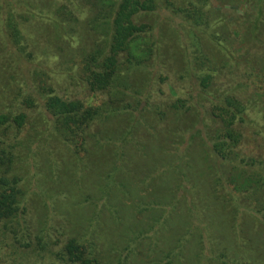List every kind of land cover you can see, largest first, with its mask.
Returning a JSON list of instances; mask_svg holds the SVG:
<instances>
[{
	"label": "trees",
	"instance_id": "16d2710c",
	"mask_svg": "<svg viewBox=\"0 0 264 264\" xmlns=\"http://www.w3.org/2000/svg\"><path fill=\"white\" fill-rule=\"evenodd\" d=\"M180 1L181 6L165 0L163 7L183 15L190 26L184 63L198 92L195 102L203 101L208 106L215 124L212 128L204 124L203 140L206 159H214L215 166L199 170L194 168V157L186 160V154L171 151L168 155L167 146L183 132L177 123L187 111L181 104L185 100L177 98L161 110L151 103V82L137 77L141 72L149 73L161 56L162 35L156 34L151 18L161 8L162 0H0V37L4 41L0 54L8 57H4L7 70L15 67L21 72L4 75L6 81L18 79L34 87L44 77L48 83L42 81L51 84L49 91L42 86L40 93L35 92V87L34 92L40 95L44 111L51 114L50 123L57 138L71 146L75 155L84 147V152L89 153L92 141H101L102 150L108 148L102 162L104 166L108 164L103 178L93 182V192L73 203L85 209L84 214L76 215L75 227H70L67 235L61 217L52 215L39 231L40 237H35L43 244L41 251L52 257V264H134L135 256L144 257L139 264H183L192 241L198 249L196 264H264V140L258 152L249 150L245 154L240 149L244 144L242 127L257 122L251 121L253 116L260 117L259 133L264 136V93L256 85L252 94L260 100L256 103L252 97L243 98L238 87H215L225 68L219 64L227 63L228 56L217 50L214 61L202 52L198 34L210 27L206 12L210 0ZM262 2L249 0L248 6L261 13ZM27 24L50 37L48 44L57 45L60 50H75L74 55L69 54L71 51L64 54L62 64L73 63L78 70L74 73V68H68L57 73L59 78L52 77L47 62H37L33 51L28 50L31 45L23 35L27 34ZM263 27L264 19L249 27L248 34L257 35ZM78 34H84L80 35L83 43L74 47ZM36 43H31L33 49L37 48ZM243 74L251 77L252 71L245 70ZM232 76L229 73L228 80ZM63 77L67 84L82 86L106 100L93 106L56 95L52 86ZM263 83L264 80L260 84ZM24 104L35 106L29 98ZM147 109L152 122L165 126L172 118L176 125L168 128L167 135H155V124L147 122L145 116L141 118ZM113 118L125 120L117 131L106 130L100 140L89 132L93 124L104 125ZM27 123L28 115L24 112H0V234L6 229L8 238L17 229L26 228L32 217L20 176L21 134ZM193 129L201 138L202 130ZM144 130L158 145L149 146L137 138L139 131L143 134ZM128 146L133 157L127 155ZM129 162L142 169L128 166ZM139 171L145 174L137 179L135 173ZM220 211L231 213L215 227ZM245 216L251 217L253 228L261 237L259 249L256 254L252 252L255 256L247 262L241 261L240 250L243 251L242 243L249 244L252 237L247 232L246 240V224H237ZM209 218L213 221L207 222ZM55 221L60 224L58 229L52 225ZM68 222L73 224L71 219ZM215 230L222 234L220 238L212 236ZM7 237L4 241L0 235V260L5 249L16 244L15 240L7 241ZM233 247L236 256L231 259L228 251Z\"/></svg>",
	"mask_w": 264,
	"mask_h": 264
},
{
	"label": "rangeland",
	"instance_id": "374dc122",
	"mask_svg": "<svg viewBox=\"0 0 264 264\" xmlns=\"http://www.w3.org/2000/svg\"><path fill=\"white\" fill-rule=\"evenodd\" d=\"M162 1L163 3L160 4L161 8L151 18L156 34L162 35L159 40L161 56L159 60L153 63V67L149 73L141 72L137 74V77L140 80L147 79L148 82H151L152 87L150 90L153 95L151 103L156 107H160L161 110H166L170 104L175 103L177 98L185 100L181 104L185 105L187 111L177 123L181 124L183 132L175 135L169 146H167L169 150L168 155L171 151V153L174 152L176 155L186 154V160L194 157V168L196 170H199L203 166L214 167L215 160L210 157L206 159L207 153L206 155L204 154L206 146L203 140L205 139L204 133L206 132L204 124L211 126V128L215 124L207 108L208 106H205L203 101H200L199 104L197 101L195 102V98L198 99L196 97L198 92L194 85L191 84L190 73L187 70V65L184 63L185 52H188L186 41L188 43L190 26L184 21L183 15H175L167 11L163 7L165 0ZM172 1L181 6L180 0ZM248 3L249 0H210L206 8L210 27L203 28L204 33L198 34L202 40V52L209 54L214 61L217 50L225 51L228 56L227 63L226 61H222L219 64V66L224 65L225 68L222 69L219 82L215 87H238V91L243 98L245 96L252 97L256 85L260 87V90L264 91V83L260 84L264 80V27L257 35L248 34L249 27H253L257 21H263L264 12L258 13L252 6H248ZM262 3H264V0ZM85 8L89 10V7L86 6ZM84 18V14L80 16L81 24L79 30L81 32L84 30L82 23L85 21ZM235 31H239V34H233ZM25 33H27L23 34L25 42L29 41L31 45V47H28V50L30 52L33 51L37 57V62H47L49 74L52 77L59 78L58 72H66V69L74 68L73 63L62 64V57L68 51H71L69 54H76L75 50H63L62 48L60 50V47H57V45L48 44L50 37L46 34H41L39 29L36 28L35 30L34 26H30V24L26 25ZM80 35L84 34L77 35L73 42L74 47L83 43ZM32 42H38L36 43L37 48L33 49ZM218 42H221V45ZM3 44L4 41L0 37V50L3 49ZM4 57L7 56L0 54V112H14L15 114L24 112L28 115L27 126L21 134L23 150L21 152L20 176L23 181L22 189L25 194L27 193V202L32 209V217L25 225L26 228H22V231L21 229L16 230L15 237L8 238V230L4 229L2 231L0 235L4 241L7 237V241L11 242L15 240L16 244L11 248L7 247L5 249L0 264H52V257L47 255L46 251H41L40 246L43 244H39L38 239H36L40 237L39 231L46 227L45 222L52 215L55 218L61 217L62 226L65 228L67 235L68 229L73 225L75 227L74 221L78 218L76 215H78V212L85 211V209H79V206L73 205V203L84 194L93 192V189H91L93 182L98 183L103 178L102 173L106 170L105 168L108 164L104 166L102 162L105 161L108 148L102 150L101 141L100 143L92 141L89 153L84 152V147L81 148L82 151L79 155H75L74 149L69 145L63 144L64 142L60 141L53 133L50 123L52 116L44 111L42 99L40 95H36L35 93L38 91L40 93L42 86L49 91V85L51 84L48 85V80H45L43 77L47 83L43 82V79L38 80L34 84L36 90L34 92V87L31 84H24L18 79L15 82L6 81L8 78H5L4 75L15 76L19 73L21 74V72L15 67L7 70L4 64V61L7 60ZM41 66L39 64V67ZM76 70L78 69L74 68L73 72L75 73ZM245 70H251L252 76L248 77V75L243 74ZM229 73H232L233 76L228 80ZM61 79L59 83L52 86L56 95L80 101L85 105L93 104V106H97L106 100L104 96L92 94L82 86L67 84L65 77ZM262 90L261 92L264 93ZM28 98L33 101L34 107L24 104V100ZM252 100H255L256 103L260 102L259 98L256 97H252ZM147 113L148 109L141 114V118L145 116L147 122L153 124L154 122L147 116ZM259 118V116H253L251 121L257 119L255 120L257 122L247 123L242 127L244 144L240 149L245 154H249V150L258 152V146L263 144L264 136L259 133L262 129V121ZM197 120L200 123L204 122L198 124ZM124 122L125 120L118 118H113L104 125L97 122L92 125L89 132L95 134L98 140H100L101 136L106 134V130L117 131ZM168 123H170L167 124L169 127L167 125L164 126V124L154 123L157 129L154 128L152 131L157 136L161 133L167 135L166 131L168 128L176 125V121L171 118L168 120ZM190 125L191 127L188 128ZM194 127H198L200 131L202 130L200 134L201 138L194 134ZM142 128L144 129V127ZM146 130H144L143 134L139 131L137 138L142 140L146 145H158L157 142L150 140L145 132ZM115 134V137H117V133ZM153 138L156 139L155 137ZM28 139H31V142H28ZM126 151L129 157H133L134 152L130 146L126 148ZM168 155L167 158L170 159ZM131 165L136 169H142L140 165L138 166L129 162L128 166ZM184 166L186 167V165ZM143 174L145 173L139 171L138 174L137 172L135 173V176L138 179ZM229 213L231 212H218L216 215L218 221L214 223V226L219 227V222L225 220L224 216ZM69 219L72 220L73 224L68 222ZM250 220L251 217L249 216H245L243 220H237V224H246V228L243 226L245 238L247 237V232L252 237V241L249 244L242 243L243 251L240 250V259L243 262H247L255 256L252 255V252L256 254V251L260 247L258 240L260 241L261 237L258 231L254 230L253 222ZM208 221H213V218L212 220L209 218ZM52 225L55 229H58L60 224L55 221L52 222ZM213 235L215 238H220L219 235L222 234L215 230L213 231ZM214 237L212 239L216 243ZM246 240L245 242L248 243ZM196 253L198 254V249L195 242L192 241L188 248L187 258L183 264L198 263ZM228 253L231 259L235 258L234 247ZM135 259L134 264H139L144 257L135 256Z\"/></svg>",
	"mask_w": 264,
	"mask_h": 264
}]
</instances>
